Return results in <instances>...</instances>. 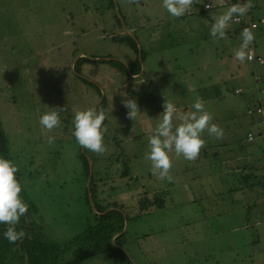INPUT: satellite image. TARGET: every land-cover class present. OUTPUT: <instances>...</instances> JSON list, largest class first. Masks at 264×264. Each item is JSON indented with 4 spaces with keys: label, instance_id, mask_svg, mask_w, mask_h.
<instances>
[{
    "label": "rangeland",
    "instance_id": "obj_1",
    "mask_svg": "<svg viewBox=\"0 0 264 264\" xmlns=\"http://www.w3.org/2000/svg\"><path fill=\"white\" fill-rule=\"evenodd\" d=\"M115 2L0 0L2 122L14 148L33 157L34 166H44L38 180L64 186H53L50 195L39 182L35 186L39 190L30 189L39 202L44 226L52 237L67 240L87 224L88 213L78 203V191L70 188V180L77 176L74 171H80L75 162L78 143L72 139V115L74 108L95 107L104 111L106 120L102 126L105 151H90L96 185L102 188L99 199L108 205L121 204L129 216L143 214L128 222L132 232L127 249L135 264H264L258 250L264 243L258 242L256 248L247 245L252 237L264 239V195L259 186L246 185L245 175L251 171L246 167L257 164L256 150L264 148V138L254 137L251 147L240 146L247 127L246 105L255 102L246 90L254 86L253 61L236 60L241 32L233 31L231 21L219 40L211 36L198 39L203 29L189 31L201 21L210 29L215 17L227 9L223 0H193L181 17L169 16L162 0ZM196 4H203L211 19L196 21ZM255 4L258 12L264 11V0ZM118 7L125 16L124 27L114 17ZM169 21L174 22V30L187 35V42L174 46L178 40L163 33L158 41L152 38ZM126 34L138 41L144 55L146 52L142 62ZM174 36L179 39L176 33ZM258 41L257 51L264 60V40ZM104 57L118 59L115 65L126 67V72L100 61ZM247 71L248 83L242 84L239 77ZM134 72L138 73L132 76ZM256 72L264 86V65L257 66ZM238 84L243 87L237 89L242 90L241 95L232 92ZM197 96L211 114V122L222 127L223 137L202 133L205 143L191 161L169 153L172 180L160 179L153 175L146 153L163 101L186 112L192 110ZM126 98L137 101L140 112L133 119L123 106ZM262 101L264 104V95ZM50 107L63 110L60 125L48 130L39 117ZM246 113L251 114V109ZM48 136L54 137L51 145ZM203 150L208 154L205 157ZM228 183L236 192L222 200L220 193L227 190ZM144 199L147 201L140 207ZM150 202H156L155 206ZM160 202L162 208L147 214ZM248 206L253 216L250 221L237 216ZM113 260L100 256L84 259L82 264L118 263Z\"/></svg>",
    "mask_w": 264,
    "mask_h": 264
},
{
    "label": "trees",
    "instance_id": "obj_2",
    "mask_svg": "<svg viewBox=\"0 0 264 264\" xmlns=\"http://www.w3.org/2000/svg\"><path fill=\"white\" fill-rule=\"evenodd\" d=\"M115 1L116 0H111L113 3H116ZM255 1L256 0H252L253 6L249 9L245 16L241 17L239 22H234L233 20L231 21L232 24L235 25L233 27V31H237V33H239L242 31V29L247 27L254 33V39L250 43L254 45L255 49V59L251 63L253 68L251 77L254 79V82H251L254 84V86L252 88L248 87V89H245L250 91V94H252V99H255V102L246 105L245 108V115L247 117L245 127L247 126L248 128L246 127L244 134L241 136V138L243 137V144L240 145L242 148L249 146L251 147L255 141L254 137L256 136L264 138V116L262 114H258L256 111L259 107L264 108L262 101V97L264 95V86L256 72L257 66L264 65V60L257 51L259 42L258 39L261 38L264 40V23H261L260 21L264 11L258 12V10H256L257 8ZM237 2L243 3L244 0H229V4L224 3L223 0V4L226 6V8L230 4ZM202 5L196 4L195 8H198L199 11L195 15L196 21H199L201 18H210L209 15L206 14V11L203 10ZM117 9L118 11L115 10L114 12L115 20L119 25L124 27L125 16L119 7ZM252 22L257 23V26L251 27ZM164 25L166 26L165 29L163 31H159V33L156 36H152V38L154 37L158 41L160 40L159 34L163 33L162 36L165 35L164 37L166 38L172 39L174 37L173 39L178 40L175 41L177 43L174 46H178L183 42H187L184 41V39H188L186 38L187 35H185L184 32L173 29L175 26L174 22L169 21ZM162 27L163 25L161 26V30L163 29ZM200 29H203V31L198 32ZM189 31L198 32V39L201 38L206 40L210 38L209 28L202 21L200 23L196 22V25L190 28ZM174 33L177 34L179 39L174 36ZM151 35L152 32H150L148 36ZM126 36L132 38L128 34H126ZM132 40L133 48L136 51L138 62L140 63L144 60L146 52L144 55L142 49H140L138 41L134 40L133 38ZM261 59L262 62H260ZM100 61L106 62L107 64L109 63L117 68H123L125 72L127 70L126 67H118L115 65L119 61L116 58L109 57L108 59H102ZM248 73L249 72L247 71L246 78L243 80L242 84L248 83ZM232 92L239 95L242 94V90L239 92L235 87L232 89ZM246 101L249 100L246 99ZM248 109H251V114L246 113ZM105 121L106 120H104L103 124ZM249 132L253 134L252 141L247 140V134ZM236 137L240 138V134L237 133ZM72 139L74 142H76L74 137ZM258 149L259 150H256L258 154L255 158L257 164L255 163L254 166L251 167L245 166L247 169L251 170L250 173L245 174L247 175V180H249L246 185L249 188L253 186H259V188H261L260 193L264 195V159L262 158V155L264 154V148L258 146ZM21 152V150L14 148L13 141L8 135V132L0 116V156L10 159L17 165L18 171L15 173V178L18 180L21 186V192L19 195L28 205V210L23 216L20 217L19 222L16 225L18 230L23 231V237L14 243H9L3 238L2 235H0V264H82L84 259H93L100 256H108L114 259L113 261L118 262L116 264H135V259H133L134 257L131 255L132 253H130V251L127 249V245L131 241L132 232L128 229V222L132 219L135 220V218H141L143 214L129 216L121 204L114 202V204L108 205L107 203L104 204V201L99 199V192L102 188H98L96 185L92 154L89 150L81 148V146L78 144V148L75 152L76 158H78V160L75 162L78 164V168L80 167V171L78 173L77 171H74L77 176L70 180V188L78 191V203H81V206L86 209V212L88 213V216L85 217L87 224L83 226L82 229L80 228L81 230L79 229L75 235L68 238L67 240L61 239L57 236L52 237L54 234H50L48 232L46 225L44 226V219L41 213L39 202L30 191V189L33 191V187L36 189L35 186L38 184V182L40 183V186L43 184L44 189L42 191H45L47 195L52 194L53 191H49V189L53 188V186L59 188H63L64 186L61 183H55V185H53V183L45 181L44 178L42 181L43 183H41L38 179L40 173H42L41 171L44 169V166H42L41 163L38 167L34 166L35 161L31 160L33 157L24 156ZM203 154L204 157L208 155L205 150H203ZM258 164L259 166H257ZM39 167H41V170H39ZM207 171L208 170H206V172ZM126 173V170L123 171V175H126ZM78 174H80L79 177ZM241 177H244V175ZM231 185L232 183L229 184L226 191L220 193L221 198L236 192V187ZM146 201L147 200L144 199L143 202H139L140 207H142ZM231 201L232 204L235 203L232 198ZM155 203L156 202H150V205L155 206ZM162 207L163 202L162 204L160 202V205L155 207V209L151 210L150 207L147 214ZM250 208L251 206H248L247 210L241 209L243 212L239 210L237 216L239 218L243 216L247 221H250L251 217H253L250 214ZM262 220L264 221V218ZM5 227L6 225L0 224V233H2ZM260 236L262 235L260 234ZM134 238L137 239V237H133L132 239ZM252 240L253 241L247 245L254 248L258 247V242L262 241L264 243L263 238L257 239V237H252ZM258 250H260L262 256H264V248L262 249L259 247ZM248 257L251 258V255Z\"/></svg>",
    "mask_w": 264,
    "mask_h": 264
},
{
    "label": "clouds",
    "instance_id": "obj_3",
    "mask_svg": "<svg viewBox=\"0 0 264 264\" xmlns=\"http://www.w3.org/2000/svg\"><path fill=\"white\" fill-rule=\"evenodd\" d=\"M192 3L193 0H162V7L169 16L181 17L191 8ZM252 6V0L230 4L225 11L215 17L209 29L210 36L217 40L223 39L229 22L234 17L245 16ZM240 36V47L234 52V56L236 60L243 62L245 59H251L246 50L254 39V33L245 27ZM122 103L131 119L140 112L135 98L123 99ZM50 108V111L42 113L39 117L40 124L48 130L60 125L59 113L63 110ZM191 108L190 111L181 112L173 102L166 99L163 101L155 129L148 138L149 151L146 153L153 175L160 179L172 180L169 175L171 167L169 153H175L191 161L196 159L205 143L202 133L206 131L210 137L216 139L223 137L222 127L211 122L212 116L204 109V104L198 96ZM104 120L105 114L102 109L95 107L73 109L72 135L81 148L94 153L105 151V129L102 127ZM47 143L53 144L54 137L48 136ZM17 171L18 167L13 161L0 156V224L6 225L0 235L9 243L23 237V231L18 230L16 225L28 210V205L19 195L21 186L15 178Z\"/></svg>",
    "mask_w": 264,
    "mask_h": 264
},
{
    "label": "built area",
    "instance_id": "obj_4",
    "mask_svg": "<svg viewBox=\"0 0 264 264\" xmlns=\"http://www.w3.org/2000/svg\"><path fill=\"white\" fill-rule=\"evenodd\" d=\"M240 1H242V0H240ZM205 7L209 8L210 5L208 3H206ZM240 19H241V17H234L233 21L237 22V20L240 21ZM260 21H261V23H264V13L261 16ZM255 26H257V23L252 22L251 27H255ZM247 55L251 56V59H248L249 61H253L255 59V49H254L253 45H250V47H248ZM260 62H262V59L260 60ZM256 111L258 112V114H262L264 116V108L259 107ZM247 140H249V141L253 140V134L251 132H249L247 134ZM262 158L264 159V154L262 155Z\"/></svg>",
    "mask_w": 264,
    "mask_h": 264
},
{
    "label": "crops",
    "instance_id": "obj_5",
    "mask_svg": "<svg viewBox=\"0 0 264 264\" xmlns=\"http://www.w3.org/2000/svg\"><path fill=\"white\" fill-rule=\"evenodd\" d=\"M108 58H109V57H104L103 59H108ZM245 60H246V59H245ZM246 61L249 63L248 60H246ZM114 67H115V66H114ZM115 68L118 70L117 67H115ZM136 73H138V72H134V73L132 74V76H135ZM246 75H247V74H242V75H240V77H239V76H238V77H239L240 80L243 81V80H245ZM143 76H144V74H143ZM146 79H147V78H146ZM147 81H148V79H147ZM199 82H200V81H199ZM235 88H237V89H238V88L242 89L243 87H242L240 84H238V86H235ZM218 94H221L220 91H219ZM247 94H250V91H249V90H247Z\"/></svg>",
    "mask_w": 264,
    "mask_h": 264
}]
</instances>
